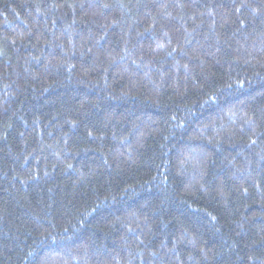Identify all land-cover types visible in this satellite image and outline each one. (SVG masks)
Instances as JSON below:
<instances>
[{
	"label": "trees",
	"instance_id": "obj_1",
	"mask_svg": "<svg viewBox=\"0 0 264 264\" xmlns=\"http://www.w3.org/2000/svg\"><path fill=\"white\" fill-rule=\"evenodd\" d=\"M0 264H264V0H0Z\"/></svg>",
	"mask_w": 264,
	"mask_h": 264
}]
</instances>
